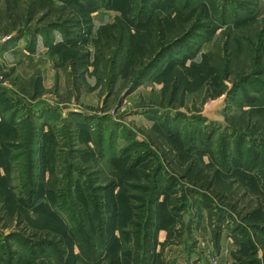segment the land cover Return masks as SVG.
I'll return each instance as SVG.
<instances>
[{
    "label": "rangeland",
    "instance_id": "374dc122",
    "mask_svg": "<svg viewBox=\"0 0 264 264\" xmlns=\"http://www.w3.org/2000/svg\"><path fill=\"white\" fill-rule=\"evenodd\" d=\"M149 230L154 264H264V0H0V264Z\"/></svg>",
    "mask_w": 264,
    "mask_h": 264
},
{
    "label": "trees",
    "instance_id": "16d2710c",
    "mask_svg": "<svg viewBox=\"0 0 264 264\" xmlns=\"http://www.w3.org/2000/svg\"><path fill=\"white\" fill-rule=\"evenodd\" d=\"M215 194L218 195L217 193H215ZM209 219L211 220L210 217H209ZM138 238L135 239L136 250L134 253V257H133V264H154L153 261H154V258L156 256V253H155V245L153 243L154 235L152 234L151 230H149L146 233L145 243H144V246L142 248L138 242V240H139ZM218 242H219V239H216L217 244H218ZM141 249L143 251V254L140 253ZM41 264H44V263H41ZM111 264H113V263H111Z\"/></svg>",
    "mask_w": 264,
    "mask_h": 264
}]
</instances>
